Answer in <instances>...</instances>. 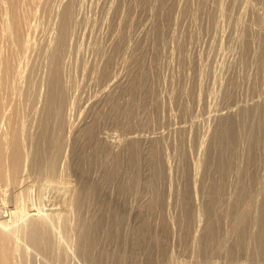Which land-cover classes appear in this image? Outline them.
<instances>
[{"label":"bare ground","instance_id":"obj_1","mask_svg":"<svg viewBox=\"0 0 264 264\" xmlns=\"http://www.w3.org/2000/svg\"><path fill=\"white\" fill-rule=\"evenodd\" d=\"M105 1L108 2L107 0ZM117 1L109 0V7H106L108 3L104 5V7L107 8V11H104V16L106 15L107 17V13L112 16L116 13H120L118 15L116 14L118 17L117 19L116 16H114L116 25H113L115 26L114 28H117V31H114L113 36L110 35L112 38H109L110 40L108 39V44L102 45L100 42H97L99 40L95 41L97 38L93 40V43L96 45L92 44V46H94L93 48L96 51L92 48L91 51L93 50L94 53L97 54V56L95 55L97 58L91 61V63H88L90 61H86L84 68H82L83 72L84 69L86 71L84 75L88 72L91 74L92 82L98 86V89L100 88V91H98L100 93L96 95V98H94L93 102L88 107L83 109L84 111L80 116L81 119L78 117L80 122L76 123L77 121H74L73 113L77 107L78 97L70 93L72 82L70 83L71 77L69 79L68 75V66H70L68 65V61L71 62L72 56L70 57V54L73 51L74 53L78 52L73 50V47H75L74 44H76L74 43V37L78 35L76 26L79 27V25L82 24L80 20V15L82 14L79 15L80 17L77 14L81 0H0V200H2L1 204H4L3 200L10 197L7 194L8 191H11L13 195L12 198L15 199V203L12 201L9 209L4 207L7 206L6 204L9 205L10 203V201L8 202L7 200L5 201L8 203L6 202L3 207H0V264H51V258L53 256H55L61 264L63 261L65 264L70 262V258L73 260L74 257H76V260L78 257H83L84 259L82 261H79V259L77 260L78 262L75 261V264H85L87 261H91L92 264H123L124 259L127 258V246H137V244L142 243L147 249L146 252H149L148 254L154 257V254L158 253L157 251L155 252L154 249L157 248L158 250V248L160 249L164 246L163 238L166 236L172 237L176 242L178 241L182 245L185 243L189 244L188 252H190V254H193V252L195 253L193 254L194 260L192 259V264H219L217 262L220 261V259H217V262L214 261L217 256L222 255L225 259H231L239 257L240 254L246 256L247 262H250V260L264 262V185H261V188H258L256 193H254L255 191L248 192L253 188L246 189L245 192L240 189L235 192L233 198L224 202V205L215 203V207L213 208L206 205L209 199H200L201 195H199L201 190L200 184L203 179L201 168L205 164H207V167L212 166H208V164L212 162L213 155L211 153H213L214 149L217 152L223 151L226 153L228 151H234L235 146L241 144V139H243L242 137L245 134L248 136V141H245L244 144L242 143L244 145L242 148L245 156L241 165L246 167L248 171L250 170L249 167H256V165L252 166V163L256 155L264 149V136L262 135V132L264 133V126L261 125L263 124V119L261 123L255 121L257 125L254 122L256 126H259V129L255 130L258 127L254 128L255 125L253 123L251 124L254 126L252 125L249 127L241 125V121L236 118L237 114L235 110L208 115L209 118L213 119V123L215 122V124H212L213 128L212 126L207 128V130L209 129L207 132L204 130L205 134L201 135V137L196 138V140L199 139L197 140L199 141L198 146H204L205 150L203 149L204 154L201 153L202 157L197 161H188L190 168L192 167V173H190V171H188L189 173L187 172V169L184 167L188 165L185 166L184 164H179L178 167H176L177 169H175L172 163H170L168 155L164 156L165 154H162V151H164L167 145L165 144L166 142L164 143L166 132L164 133L162 130L159 134L150 136L145 135L143 131V134H141V132L140 134L135 133L134 130L137 125L141 126V123L144 124L142 121H145V118H150L153 113L157 114L153 110L158 112V110L162 108L158 106L159 103L162 105L161 103L166 102L160 101L163 96H160V98L158 94H155L157 90L156 86L158 84L160 88L161 86L159 85L162 80H160L161 78L159 77L158 82L160 83L154 82L156 80H154L153 77V71L154 69L156 70V66H153L155 63H146L148 62L147 55L149 50L157 53V55L158 51L163 54L164 49L162 50L163 52L161 49L164 48L163 46H165L167 40L164 32L166 29L168 31L169 28L170 32L168 31V33L171 35L170 37L168 35V37L171 39L168 38V41L169 43H173L174 41L172 40L178 37L177 34L175 35V28L178 26L176 25L177 23L180 24V22H178L179 20L181 21L183 19L182 21L184 22L185 20L186 22L184 18L187 17L196 23V20L202 17L205 10V13L210 12L209 7H214L216 4L217 9L215 10L214 7V11H218L219 15V11H225V7L227 9L229 8L226 5H235L236 2L232 3L235 0H231L232 2L229 0V3L231 2L232 4H229L226 0H224L225 2L223 0H219V2L218 0H214L216 4L211 0L210 2L209 0ZM239 1L241 0L237 2ZM243 1L247 2V0H242L241 2ZM195 2L198 3V6L193 8ZM226 2L227 4L224 5ZM247 3H245L246 6L248 4L249 6L253 5H250L251 2ZM207 8L209 10H207ZM192 9H194V11H192ZM138 10L143 14H148L147 17H149V21L146 25L144 21L142 25V21L137 17V15H139ZM135 11L136 13L138 12L137 15ZM111 12H114V14ZM226 12L225 15L227 14ZM225 15H223V18ZM114 18L112 17L109 19ZM82 20L84 22V19ZM214 21L216 22V20ZM111 22L112 21L109 23ZM138 22L143 28H141L142 30L138 32V34L134 35L133 27L135 25L136 28ZM145 22H147L146 19ZM195 29H193V31H195ZM185 30L187 31L189 28ZM75 31L77 35H75ZM186 31L184 34L182 33L184 37L188 32ZM196 31L198 30L196 29ZM191 32L192 30L189 31L187 35H191ZM183 35H181V38ZM243 39L241 43L242 41L246 42L247 39V42H249L252 38L247 36V39ZM181 41L182 40H177V43H175L176 46L173 47H176L177 50L183 47L182 44L184 41H182L183 43ZM172 45L170 48H172ZM160 46H162L161 49ZM184 47L186 49V45ZM81 48L82 47H79L78 50ZM75 49H77V47ZM172 52H174V50H172ZM153 56H155V54ZM261 56H263V54ZM155 58L158 57L155 56ZM155 58L153 57L152 60L154 61ZM159 59L161 60V58ZM186 60H188L187 57ZM189 61L190 60H188V63ZM263 62H261V69L264 66ZM156 72H158V68ZM91 79H89V82ZM164 80L166 81L167 79ZM165 83L167 82H163L162 85L165 86ZM199 85L201 86L200 82ZM180 88L181 90L183 89V87ZM198 88L200 87L198 86ZM176 89L178 91L180 90L178 88H175V90ZM186 89L189 91L188 88ZM175 90L173 92H175ZM186 91L182 90L180 93L177 92L176 94L179 95L176 97L182 96L185 94L183 92ZM157 92L160 94L162 89ZM198 92H201V90ZM172 94H170L169 97L176 95L175 93ZM200 95L198 94V96ZM196 98L200 101L203 97L200 96L198 98L196 96ZM170 99H173V97ZM262 99L253 100V104L243 105L240 111L241 114L244 113L245 115L250 109L259 108V106L264 103ZM171 101L173 102V100ZM179 103L177 104L180 105ZM184 103L186 102L184 101ZM188 104L189 102H187V105L181 104L183 106L186 105L185 108L183 107L181 109H187L186 107L190 106ZM157 106L160 108L153 109ZM183 111L181 110V113ZM253 112H251V114ZM185 113H182L183 116H185ZM182 114L180 116H182ZM112 121L115 122L116 125L120 124L126 128L128 133L126 132L124 136L120 134L122 137L116 138L115 140L110 139L108 137L109 134L104 135L100 129H103V125ZM198 122L199 121H194L190 125L189 129L193 130L192 133L198 129ZM179 128L180 129H175V131L178 135L182 133L180 135L183 136V132L186 131L181 129L182 127L180 126ZM47 131L48 134L51 133L50 135L53 136H51L52 139L46 134ZM194 133L193 135L195 136ZM197 134L195 137L198 136ZM193 135L190 140L192 138L194 139ZM182 138L183 137H181V139ZM179 139L176 142L173 141L174 144L178 141L181 142L184 138L182 140ZM183 143L185 142L182 141L181 144L183 145ZM70 144H72V147L77 146L75 149H79L77 157L81 159L76 160L77 157H75V161L81 160V164L88 159L91 160L90 155L92 153L89 155L90 152H88L90 149L103 152V154L102 152L100 153L102 156H100V154H98V156L104 159L102 158V160L100 158L102 161H99L101 162L96 159L102 167L99 172L100 175L93 176L92 173L90 175L88 171L81 168L80 162L75 163V165L79 163V165L77 164L78 167H73L72 165L74 175H71L70 169L68 174L67 169L71 165L68 160L70 157L65 153V150L66 147L70 146L71 148ZM179 146L184 148L185 144L184 146L179 144ZM199 147L198 149L200 150ZM181 148L180 150L176 148L180 151L177 156L179 154L184 156L183 153L186 149L183 151ZM211 149H213L212 152H210ZM69 152L70 151H68V153ZM186 152L188 154V151ZM162 155L164 157H162ZM259 155H261V153H259ZM94 156L92 158L93 160L95 159ZM215 158V164L219 167V158ZM122 159L129 164L139 167H136V169L134 168V170L132 168L133 171L129 172L130 176L126 178L128 181L130 180L129 182H126V179L123 181L124 176L122 177L123 182L120 181L122 183L118 188L120 191L119 196L122 195V197L120 196L121 198L119 197V199H117L118 194H116L117 198L115 199L117 200L114 201L115 195L112 192L113 186L110 183L112 180L117 179L114 178L117 174V167L115 168L116 171L114 170L116 172L115 174V172L112 171L114 169H112V166L115 162ZM60 161L63 165L61 168L60 165L58 166ZM181 161L183 162V160ZM230 162L231 161H227L225 167L229 166ZM255 162L257 163V161ZM255 162L253 164H255ZM211 164H213V162ZM83 165H85V163L82 164V166ZM257 165L259 166V164ZM121 169L122 168H120V170ZM120 170H118V172ZM125 170L123 172H125ZM148 170L151 172V176H149L150 179L147 183L143 185L144 182L142 183L141 180L146 174L144 172V176L141 178V173L143 174L142 171L148 172ZM205 171L207 170H204L203 174H205ZM250 173L251 174H248L251 177H255V174H252V170ZM176 174L181 178L180 180H182L183 183H179L180 185L173 188V186H176L174 185V175L176 176ZM55 175H59V177L63 179V182L53 180L56 179L54 178ZM183 178H188L186 179L188 181H185ZM263 178L261 180H264ZM120 179L121 178H119V180ZM216 179L220 180L221 177L216 176ZM119 180H116V183ZM162 183L168 187L167 191L163 189ZM141 185L142 190L150 192L149 195L148 193L146 194V198L141 192ZM56 187L59 189L64 188L59 191H64L67 197V207H63L64 209L62 208V210L59 208L62 212L55 210L56 208L58 209V207H56L59 206L58 202L56 206L54 205V207H52V210H49V207L46 208L47 201L52 197L51 194L54 192L58 193ZM117 192L116 189V193ZM126 193H129V195L132 193L136 196L135 199H133L134 202L132 201L133 203H130L131 200L129 203H126V199L123 198V195ZM9 195L11 194L9 193ZM52 199L56 200L54 197ZM120 199L123 203L121 202L122 207L118 208L116 204ZM12 203L14 204L12 205ZM92 205H94V208L90 211L89 207H92ZM171 207L174 208L170 209ZM168 209L170 212L175 210V214L168 213ZM69 214L73 216L76 215L74 221H69ZM167 214H169L168 219H166ZM217 217L222 218V225L224 224L226 228L223 233L221 232L222 234L220 237V229L216 224ZM132 219H134L133 226L131 223ZM170 223L172 224L171 227L167 225ZM55 226L59 228V230ZM101 232L103 233V238L106 237L112 244H114V242L115 244L116 242L120 243L126 249L123 248V250H119L116 246L115 249L109 251L110 249L108 247L109 250L103 249L100 256H91L92 252L90 253V250L94 249V246L99 243L97 234ZM70 238L73 240V246L69 240ZM68 240L73 247L72 252L70 251L71 249L66 250V248L71 247H67L65 244ZM133 246L132 248L135 247ZM184 246H186V244ZM180 247L183 246L180 245ZM228 250L231 251L230 254L227 253ZM249 251L252 252L250 255ZM160 252L161 255L158 253V256H155L156 260L161 259L162 249ZM71 255H73V257H71ZM171 258L174 259V257ZM171 258L168 257L166 259L172 262L173 259L171 260ZM59 261L54 263L60 264ZM160 261L157 264H173V262L170 263L165 260H163L165 261L164 263ZM175 262L176 261H174V263ZM247 262L244 261L243 264H248Z\"/></svg>","mask_w":264,"mask_h":264},{"label":"rangeland","instance_id":"obj_2","mask_svg":"<svg viewBox=\"0 0 264 264\" xmlns=\"http://www.w3.org/2000/svg\"><path fill=\"white\" fill-rule=\"evenodd\" d=\"M97 1V2H96ZM108 2H106L105 0H81V4H79V6H78V16L80 15V14H82V15H80L81 16V18H80V20L82 21H79V22H81V23H79V24H81V25H79V27L78 26H76V31L78 30V35H77V33H76V31H75V35H77V36H75L74 37V43H76V44H74V46L75 47H73L74 49L73 50H75V51H78V52H80V53H78V52H76V53H74V51L70 54V57L72 56H74L73 57V59H72V57H71V60H70V57H69V60L71 61V62H69L68 61V65H70V66H68V75H69V79H70V77H71V81H70V83L72 84V86H71V91H70V93H71V95H76L77 97H78V101H77V107L75 108V112L73 113L74 114V121L76 122V123H78V122H80V119H81V115H82V112L84 111L83 109L84 108H86V107H88L92 102H93V100H94V98H96V95L97 94H99L100 92H98V91H100L99 89H98V86L96 85V84H94L93 82H92V79H91V74L88 72L87 74H85L84 75V73H86V71H85V69H84V72H83V69L82 68H84V64H86L85 62L87 61H90V62H88V63H91V61H93L95 58H97V57H95V55L97 56V54L96 53H94V51L92 50L91 51V48L92 49H94L93 47L94 46H92V44H94L93 42V40L95 39V38H97L95 41H97V40H99V41H97V42H100L102 45L103 44H108L107 42H109V38H112V37H110V35H112L113 36V34H114V31H117V28H114L115 26L114 25H116V19L118 18L117 17V15L118 14H120V13H116V14H114V12H111L112 14H114L113 16L110 14V15H108V13H107V17H106V15L104 16V11L107 9L106 7H109V5H110V2H109V0H107ZM111 1V0H110ZM112 1H114V0H112ZM117 1V0H116ZM211 1H213L214 2V0H211ZM224 1V0H223ZM228 3H229V0H226ZM231 1V0H230ZM234 1V0H233ZM238 0H235L234 2H232V3H235V5H226L227 4V2L226 3H224V5H226L227 7H229L228 9L225 7L224 9H225V11L224 10H222V12H220L219 11V15H218V11H214V7H215V10L217 9L216 8V2H214L216 5L213 7H209V9H210V12H206L205 13V11H204V13H203V15H202V17H199V19H197L196 21V23H194L195 21H192L190 18H184V19H186V22H185V20H184V22L181 20H179L178 22H180V24L179 23H177L176 25H178V26H176V28H175V35L177 34L178 35V37H177V39H175L176 41L177 40H182V41H184V45L182 44V46L184 47L185 45H186V49H185V47H184V49H183V47H181V48H178V50L176 49V47H173V46H176V44L175 43H177L175 40H172V41H174L173 43L172 42H170L169 43V39H171V38H169L170 37V35H169V33H168V31H169V28H168V31H167V29H166V31L164 32V34L166 35V38H167V40H166V43H165V46H163L164 48H162V46H160V49H161V51L163 52V54L161 53V52H159L158 51V55H157V53H154V52H152L151 50H149V52H148V55H147V61L148 62H146L147 64L150 62L151 64L154 62L155 63V65H153L154 67L156 66V70H157V68H158V72H156V70L154 69V71H153V77H154V82H156V83H160V82H158V79H159V77L161 78L160 80H162V82H161V84L159 85V86H161L160 88L162 89V92H160V94H159V92H157L158 90L159 91H161V89L158 87V84H157V86H156V88H157V90L155 91V94L157 95L158 94V97H160V96H163V98H161L160 99V101H166V102H163V103H161L162 105H160V103H159V105L158 106H160V107H162V108H160V107H156V108H153V109H158V108H160L159 110H158V112H156V110H153L155 113H157V114H152V116L150 117V118H145L146 120L144 121H142V122H144V124L143 123H141V126H139V125H137L136 126V128L134 129L135 130V133H138V134H140V132H141V134H143V132H144V134L145 135H152V136H154V135H157V134H159L160 132H162V130H163V132L165 133L166 132V138L164 139V143L165 144H167L166 145V148L164 149V151H162V154L164 155V156H166V155H168V158L170 159L169 161H170V163H172V165L174 166V168L175 169H177L176 167H178V165L180 164H184L185 166L186 165H188V166H186V167H184L185 169H187V172L188 171H190V173H192V167L190 168V166H189V162H193V161H197L199 158H201L202 156V154H204V152H203V149L205 150V148H204V146L203 147H199L198 145H199V141H197V140H199V139H197L196 140V138H199V137H201V135H203V134H205L204 132L206 131H208L207 130V128H209V127H211L212 126V128H213V125L212 124H215V122L213 123V119L212 118H209L208 117V115L210 116L211 114H213V113H217V112H219V113H221V112H226V111H228V110H235L236 111V114H237V116H236V118H237V120H239V121H241L240 122V124L241 125H245V126H252L253 124L255 125V123L257 122V123H261L262 122V119H263V124H261L262 126H264V103L263 104H261V106H259V108L257 107L256 109H250V111H247V114H245L244 115V113H242L241 114V107L243 106V105H245V104H253V100H257V99H262V98H264V64L262 65L263 67H262V69H261V62H263L264 60V0H247V2L248 3H250V5L251 4H253V5H251V6H249V4L246 2V1H243V2H241V1H239V2H237ZM92 2V3H91ZM106 2V3H105ZM118 2V1H117ZM209 2H210V0H209ZM213 2H211L212 4H214ZM218 2H219V0H218ZM217 2V3H218ZM225 2V1H224ZM230 2V3H231ZM247 3L248 5L246 6V4L245 3ZM260 2V3H259ZM103 3V4H102ZM108 3V5L106 6V7H104V5L105 4H107ZM229 3V4H230ZM231 3V4H232ZM83 4V5H82ZM197 4V5H196ZM82 5V6H81ZM91 5V6H90ZM246 7H245V6ZM92 6H93V8H92ZM198 6V3L197 2H195V4L193 5V8L195 7H197ZM80 7V8H79ZM257 7V8H256ZM213 8V9H212ZM247 8V9H246ZM208 8H207V10H209ZM246 9V10H245ZM257 9V10H256ZM94 11V12H93ZM107 11V10H106ZM139 11V15H137V13H136V11H135V13H136V15H137V17H139L140 18V20L142 21V23H141V21H140V23L143 25V21H144V23H145V25L148 23V19H149V17H147L148 16V14L147 13H142L140 10H138ZM192 11H194V9H192ZM223 11H224V13H223ZM226 11H228V12H226ZM244 13H242V12ZM245 11V12H244ZM246 11H247V13H246ZM141 12V13H140ZM225 12L227 13L226 15H225ZM106 13V12H105ZM222 15H221V14ZM255 13H256V15H255ZM260 13V14H259ZM96 14V15H95ZM145 14H146V16H145ZM90 15V16H89ZM200 15V16H201ZM210 15V16H209ZM222 16V18H221V16ZM223 15H225L224 16V18H223ZM79 16V17H80ZM93 16V17H92ZM114 16H116V19L114 18ZM212 16V17H211ZM219 16V17H218ZM105 17V18H104ZM114 18V19H109V18ZM215 17H217V18H215ZM144 18V19H143ZM221 18V19H220ZM82 19H84V22H83V20ZM97 19V20H96ZM104 19V20H103ZM145 19L147 20V22H145ZM180 19H181V17H180ZM218 19V20H217ZM224 19V20H223ZM226 19V20H225ZM257 19V20H256ZM214 20H216V22L214 21ZM236 20V21H235ZM89 21V22H88ZM96 21V22H95ZM110 21H112L111 23H109ZM114 21V22H113ZM219 21H220V23H219ZM225 21V22H224ZM230 21V22H229ZM98 22V23H97ZM105 22V23H104ZM183 22V23H182ZM140 23L138 22V24L136 25V28H135V25H134V27H133V31L135 32H133V34L134 35H136V34H138V32H140L142 29L141 28H143V26L142 25H140ZM194 23V24H193ZM245 23V24H244ZM114 24V25H113ZM183 24H186V25H183ZM191 24V25H190ZM193 24V25H192ZM237 24H238V26H237ZM92 25H93V27H92ZM140 27H139V26ZM201 25V26H200ZM240 25V26H239ZM181 26V27H180ZM183 26V27H182ZM192 26V27H191ZM180 27V28H179ZM198 27V28H197ZM236 27V28H235ZM250 27V28H249ZM93 28V29H92ZM96 28V29H95ZM187 28H189V30H185V29H187ZM191 28V29H190ZM198 30V31H196V29ZM200 28V29H199ZM245 28V29H244ZM112 29V30H111ZM193 29H195V31H193ZM216 29V30H215ZM236 29V30H235ZM261 29V30H260ZM94 30V31H93ZM192 30V32H191V35H187L188 33H189V31H191ZM214 30V31H213ZM182 31V32H181ZM187 32V34H185V37H184V32ZM212 31V32H211ZM227 31V32H226ZM252 31V32H251ZM170 32V31H169ZM194 32V33H193ZM204 32V33H203ZM214 32V33H213ZM167 33V34H166ZM180 33V34H179ZM183 33V34H182ZM196 33V34H195ZM255 33H257V34H255ZM222 34V35H221ZM240 34H242V35H240ZM249 34H251V35H249ZM255 34V35H254ZM258 34H260V35H258ZM88 35V36H87ZM165 35H164V37H165ZM168 35H169V37H168ZM181 35H183L182 36V38H181ZM201 35V36H200ZM212 35V36H211ZM189 36V37H188ZM223 36V37H222ZM240 36V37H239ZM247 36L248 37H250V38H252V39H250V41L249 42H247L248 41V39H247ZM92 37V38H91ZM106 37V38H105ZM180 37V38H179ZM188 37V38H187ZM191 37V38H190ZM192 37H194V38H192ZM216 37V38H215ZM169 38V39H168ZM192 40H190V39ZM243 38H246L247 39V41L245 42V41H242V43H241V40L243 39ZM78 39V40H77ZM82 39V40H81ZM109 39V40H108ZM173 39V38H172ZM186 39V40H185ZM239 39H240V41H239ZM245 39V40H246ZM194 40V41H193ZM205 40V41H204ZM213 40V41H212ZM238 40V41H237ZM244 40V39H243ZM252 40V41H251ZM83 41V42H82ZM89 41V42H88ZM168 41V42H167ZM171 41V40H170ZM186 41V42H185ZM218 41V42H217ZM221 41H223V42H221ZM237 41V42H236ZM191 42V43H190ZM251 42H253V43H251ZM255 42V43H254ZM96 43V42H95ZM169 43V44H168ZM88 44V45H87ZM173 44V45H172ZM175 44V45H174ZM94 45H96V44H94ZM171 45H172V48H170L171 47ZM227 45V46H226ZM250 45V46H249ZM251 45H252V47H251ZM256 45V46H255ZM92 46V47H91ZM188 46V47H187ZM77 47V49H75ZM79 47H82V48H84V49H80V50H78L79 49ZM96 47V46H95ZM243 47V48H242ZM188 48H190V49H188ZM247 48V49H246ZM86 49V50H85ZM97 49V48H96ZM159 49V50H160ZM167 49V50H166ZM169 49V50H168ZM176 49V50H175ZM179 49H181V50H179ZM182 49H183V51H182ZM193 49V50H192ZM231 49V50H230ZM255 49V50H254ZM262 49V50H261ZM95 50V49H94ZM172 50H174V52H172ZM185 50V51H184ZM188 50H190V51H188ZM221 50V51H220ZM249 50V51H248ZM83 51V52H82ZM96 51V50H95ZM182 51V52H181ZM196 51V52H195ZM253 51V52H252ZM259 53H258V52ZM82 52V53H81ZM151 52H152V56H151ZM177 52H179V53H177ZM188 52V53H187ZM199 52H200V54H199ZM81 54V55H78V54ZM90 53V54H89ZM93 53V54H92ZM97 53H98V51H97ZM169 53V54H168ZM192 53V54H191ZM194 53V54H193ZM155 54V56L156 57H158V58H155V56H153ZM159 54H161V55H159ZM174 54H176V55H174ZM260 54V55H259ZM263 54V56H261ZM83 55V56H82ZM170 57H169V56ZM183 57H182V56ZM189 55V56H188ZM198 55V56H197ZM208 55V56H207ZM98 56H99V54H98ZM151 56V57H150ZM257 56V57H256ZM77 57V58H76ZM153 57L155 58V60L153 61L152 59H153ZM163 57V58H162ZM173 57V58H172ZM181 57V58H180ZM186 57H187V59L188 60H190L189 61V63H188V60H186ZM193 57H194V59H193ZM259 57V58H258ZM76 58V59H75ZM81 58V59H80ZM148 58H149V60H148ZM151 58V59H150ZM159 58H161V60L159 59ZM197 58H198V60H197ZM79 59V60H78ZM89 59V60H88ZM185 61H184V60ZM191 59H193V60H191ZM73 60V61H72ZM156 60H157V62H156ZM196 60V61H195ZM200 60V61H199ZM201 60H202V62H201ZM256 60V61H255ZM258 60H260V61H258ZM263 60V61H262ZM77 61V62H76ZM159 61V62H158ZM166 61H167V63H166ZM193 61H195V62H193ZM224 61V62H223ZM75 62V63H74ZM165 62V63H164ZM191 62V63H190ZM70 63V64H69ZM173 63V64H172ZM264 63V62H263ZM189 64V65H188ZM198 65V66H197ZM74 66H75V68H74ZM258 66V67H257ZM77 67V68H76ZM161 67V68H160ZM215 67V68H214ZM69 68H70V72H69ZM172 68V69H171ZM198 68H200V69H198ZM213 68V69H212ZM75 69V70H74ZM78 70V71H77ZM199 70V71H198ZM76 71V72H75ZM191 71V72H190ZM215 71V72H214ZM217 71V72H216ZM169 72V73H168ZM178 72V73H177ZM189 72V73H188ZM206 72V73H205ZM70 73V74H69ZM75 73V74H74ZM79 75H78V74ZM81 73H83V74H81ZM157 73H159V74H157ZM162 73V74H161ZM208 73V74H207ZM217 73V74H216ZM82 76H81V75ZM167 74V75H166ZM186 74V75H185ZM196 74V75H195ZM214 74V75H213ZM248 74V75H247ZM214 77H213V76ZM79 76V77H78ZM86 76V77H85ZM162 76H163V78H162ZM262 76V77H261ZM87 77H89V78H87ZM199 77H201V78H199ZM213 78V79H212ZM252 78V79H251ZM78 79V80H77ZM82 79H84V80H82ZM89 79H91L90 80V82H89ZM164 79H167L166 81L164 80ZM185 79V80H184ZM201 79V80H200ZM87 80V81H86ZM159 80V81H160ZM191 80V81H190ZM232 80V81H231ZM246 80V81H245ZM82 81V82H81ZM171 81V82H170ZM174 81V82H173ZM179 81V82H178ZM249 81V82H248ZM163 82H167V83H165L164 85L165 86H163L162 85V83ZM199 82H200V84H201V86L199 85ZM89 83V84H88ZM255 83V84H254ZM91 84V85H90ZM94 84V85H93ZM212 84H213V86H212ZM257 84V85H256ZM78 87H77V86ZM96 85V86H95ZM195 85V86H194ZM198 86L200 87V88H198ZM236 86V87H235ZM77 87V88H76ZM180 87H183V89L182 90H184V91H186L187 89L186 88H188L189 89V91L187 90L186 92H183V93H185V94H183V93H181V94H183L182 96H179L178 98L176 97L177 95H179V94H176L177 92L178 93H180V92H182V90H181V88ZM159 88V89H158ZM174 88V89H173ZM175 88H178V89H180L179 91L177 90H175ZM191 88V89H190ZM216 88V89H215ZM219 90H218V89ZM170 89V90H169ZM172 89H173V91L175 90V92H173L172 91ZM78 90V91H77ZM201 90V92H198V91H200ZM207 90V91H206ZM235 90V91H234ZM237 90V91H236ZM77 91V92H76ZM216 91V92H215ZM187 92H188V94H187ZM191 92V93H190ZM230 92V93H229ZM162 93V94H161ZM172 93H175L174 95L175 96H171V97H169V95L170 94H172ZM200 95V94H202V95H200L201 97H203V98H201V102L196 98V96L199 98L200 96H198V94ZM206 93V94H205ZM217 93V94H216ZM187 94V95H186ZM197 94V95H196ZM173 95V94H172ZM186 95V96H185ZM195 95V96H194ZM210 95V96H209ZM219 95V96H218ZM173 97V99H170V98H172ZM175 97H176V99H175ZM187 98V99H186ZM189 98V99H188ZM220 100H219V99ZM163 99V100H162ZM169 99V100H168ZM176 100V102H175V100ZM180 99V100H179ZM195 99V100H194ZM83 100V101H82ZM171 100H173V102L171 101ZM187 100V101H186ZM190 100V101H189ZM197 100V101H196ZM262 100H264V99H262ZM82 101V102H81ZM91 101V102H90ZM155 101V100H154ZM171 101V102H170ZM184 101L186 102V103H184ZM87 102V103H86ZM180 102V103H179ZM187 102H189V104L188 105H190V106H187L186 108L188 109V111H187V109H181V108H185V106L187 105ZM79 103V104H78ZM81 103V104H80ZM177 103H179L180 105H178ZM169 104V105H168ZM177 104V105H176ZM181 104H186V105H181ZM166 105V106H165ZM171 105V106H170ZM173 105V106H172ZM80 106V107H79ZM181 106V107H180ZM197 107H198V109H197ZM169 108V109H168ZM178 108H180V109H178ZM162 109H165V110H162ZM170 109H172V110H170ZM162 112H161V111ZM167 110V111H166ZM181 110L183 111L182 113L184 114L185 112H187V113H185V116H183V114L181 113ZM186 110V111H185ZM192 110V111H191ZM255 112H253V111ZM257 110V111H256ZM164 111V112H163ZM166 111V112H165ZM251 112H253L252 114H251ZM161 113V114H160ZM180 113V114H179ZM210 113V114H209ZM159 114V115H158ZM182 114V116H183V118H182V116H180ZM251 114V115H250ZM76 115V116H75ZM247 115V116H246ZM253 115V116H252ZM258 115V116H257ZM153 116H154V118H153ZM179 116V117H178ZM251 116V117H250ZM78 117H80V119L78 118ZM187 117V118H186ZM253 117H255V118H253ZM261 117V118H260ZM78 118V119H77ZM157 118V119H156ZM161 118V119H160ZM253 118V119H252ZM184 119V120H183ZM210 119H211V121H210ZM162 120V121H161ZM166 120V121H165ZM186 120V121H185ZM160 121V122H159ZM194 121H199L198 122V125H197V127H198V129H196L193 133L195 134V136H196V134L198 133V131H199V133L197 134L198 136L197 137H195L194 135H193V133H192V129H189L190 128V125L193 123ZM210 121V122H209ZM249 121V122H248ZM256 121V122H255ZM113 122V121H112ZM110 122V123H107V124H105V125H103V129H100V130H102L101 132L104 134V135H108V137L110 138V139H112V140H115L116 138L118 139V138H121L122 136H124L125 135V133L127 132L128 133V131L126 130V128H124L123 126H121L119 123H117V124H119V125H116V123L115 122ZM148 122H151V123H148ZM163 122V123H162ZM244 122V123H243ZM246 122H247V124H246ZM255 122V123H254ZM148 123V124H147ZM204 123V124H203ZM251 123H253V124H251ZM257 123H256V125H257ZM200 124V125H199ZM107 125H109V126H107ZM113 125V126H112ZM253 125V126H254ZM254 126V128H256V127H258V128H256L255 130H257V129H259V126ZM260 125V124H259ZM260 125V126H261ZM156 126V127H155ZM179 126L180 127H182L181 129H184L186 132H183V136H181L180 134H182V133H180L179 135H180V137H179V135L177 134V132L175 131V129H180L179 128ZM110 127V128H109ZM137 127H139V128H137ZM141 127V128H140ZM158 127V128H157ZM196 127V128H197ZM124 129V130H123ZM138 129V130H137ZM109 130V131H108ZM166 130V131H165ZM205 130V131H204ZM133 131V130H132ZM143 131V132H142ZM175 131V132H174ZM49 132H51V131H49ZM148 132V133H147ZM174 132V133H173ZM53 133V132H52ZM46 134L49 136V138H51L52 139V135H50L51 133H49L48 134V131L46 132ZM122 136H121V135ZM154 134V135H153ZM176 134H177V136H176ZM193 135V137H194V139L192 138L191 140H190V138L192 137V135ZM248 134V133H247ZM191 135V136H190ZM250 135V134H249ZM262 135L264 136V133L262 132ZM52 136V137H51ZM113 136H115V137H113ZM117 136V137H116ZM181 137H183L184 139H187V140H184L183 138V140L181 139ZM247 137V138H246ZM180 138L182 141H184L185 143H183V145L181 144L182 143V141L181 142H177L176 144H174V142H176L178 139ZM243 139H241V144H238V145H236L235 146V150L234 151H228L227 153L226 152H223V151H216L215 149H214V151H213V153H211L212 155H213V157H212V162H213V164H208V166L209 165H212V166H210V167H212V168H210V167H207L206 165L207 164H205L202 168H201V171H202V175H203V179H202V183L200 184V187H201V190H200V193H199V195H201L202 196V198H201V196H200V199H209V201L208 202H206V205L208 206H210V207H215V203H218V204H221V205H224L225 203L224 202H226L228 199H230V198H233L234 197V194H235V192L236 191H238V190H240V189H242V190H244V192L246 191V189H250V188H253L251 191H248V192H252V191H255L254 193H256V190H258V188L260 189L261 188V185H264L263 183H264V180H261L262 178H263V176H264V149H262V151L261 152H259V153H261V155H259V153L256 155V158L254 159V162L255 161H257V163L255 162V164H253L252 163V166L254 165H256V167H254V168H251V167H249L250 168V172H251V170H252V174H255L254 176L255 177H251L249 174H251L247 169H246V167H244L243 165H241V163H242V160H243V158H244V152H243V148H242V146H244L243 144H244V142L245 141H248V136H246V134L242 137ZM179 139V140H180ZM174 141V142H173ZM187 141V142H186ZM173 142V143H172ZM189 142H191V143H189ZM197 142H198V144H197ZM72 144H74L73 142H71ZM169 143H170V145H169ZM243 143V144H242ZM72 144H70L71 145V148H70V146L69 147H66V150H65V153L70 157L68 160H69V163H70V165L71 166H69V168L67 169V172L69 171V169H70V173H71V175H74V170L72 169L73 167H78V165H79V163H77L76 165H75V163L76 162H80V165H81V168H83V169H85L86 171H88L89 172V174L91 175V173H92V175L93 176H98V174L100 175V171H101V165H99V162H101L103 159L101 158V157H99L98 156V154H100L101 152L99 151L98 152V150H95V149H90L88 152H90L89 153V155H90V159L91 160H86L85 162H83L82 164H84L85 163V165H83L82 166V164H81V160L80 161H75V157H77V155L79 154V149L77 150V149H75L77 146H74V147H72ZM172 144H174V145H172ZM179 144L181 145V146H184V144H185V146H184V148L182 147H180L179 146ZM194 145H195V149H194ZM168 146V147H167ZM190 147V150H189V147ZM192 146V147H191ZM198 147L200 148V150L198 149ZM70 148V149H69ZM74 148V149H73ZM176 148H179V150H180V148H181V150L183 149V151H185L184 149H186V151H188V154H187V152L185 151L184 153H183V155L184 156H181L180 154L177 156V154H178V152H180L179 150H177ZM194 150H193V149ZM201 148H202V151H201ZM72 149V150H71ZM163 150V149H162ZM199 150V151H198ZM212 150L213 149H211V151L210 152H212ZM68 151H70L69 153H68ZM166 151V152H165ZM192 151V152H191ZM201 151V152H200ZM86 152V151H85ZM171 152V153H170ZM192 154H191V153ZM217 152V153H216ZM74 153V154H73ZM97 154V156H96V154ZM167 153V154H166ZM176 153V154H175ZM187 155H186V154ZM202 153V154H201ZM262 153H263V155H262ZM94 154H95V156H94ZM102 154H103V152H102ZM94 156V160H101V161H99V162H97V160L96 161H94L92 158H93V156ZM162 155V157H164ZM259 155V156H258ZM100 156H102L101 154H100ZM104 156V155H103ZM188 156V157H187ZM204 156V155H203ZM255 156V155H254ZM261 156V157H260ZM73 157V158H72ZM179 157V158H178ZM186 157V158H185ZM215 157H217V159L219 158V167H217V164H215L216 162V158ZM99 158V159H98ZM101 158V159H100ZM123 158V157H122ZM262 158V159H261ZM78 159H81L80 157H77V159L76 160H78ZM196 159V160H195ZM181 160H183V162L181 161ZM189 160H191V161H189ZM62 161V160H61ZM59 162L58 163V166L60 165V168L63 166L61 163L62 162ZM71 161V162H70ZM123 161V162H122ZM189 161V162H188ZM227 161H231L230 162V165L229 166H227V167H225V163L227 162ZM74 162V163H73ZM180 162H182V163H180ZM73 163V164H72ZM96 163V164H95ZM118 165H117V164ZM122 163H123V165H122ZM91 164V165H90ZM98 164V165H97ZM101 164V163H100ZM115 164H116V166H115ZM115 164L113 165V166H115V167H113L112 166V171H114L115 170V168L117 169V174H116V172H115V174H116V176L114 177L116 180H119V178H121L119 181H117V183H116V180H112L111 181V183L110 184H112V186H113V194L115 195L114 196V201H116L117 199H119V197L121 196L122 197V195H120L119 196V194H120V191H119V187H120V184L126 179V178H128L129 176H130V173L129 172H131V171H133L134 170V168L136 169V167H139V166H136V165H132V164H129L128 162H126L125 160H120V161H118V162H115ZM257 164H259V166L257 165ZM72 165H73V167H72ZM176 165V166H175ZM87 168H86V167ZM95 167V169H94V167ZM100 166V167H99ZM122 166V167H121ZM127 166V167H126ZM130 166V167H129ZM206 166V167H205ZM216 166V167H215ZM71 167V168H70ZM80 167V166H79ZM98 167V168H97ZM215 167V168H214ZM91 168V169H90ZM120 168H122L121 170H120ZM125 168H126V170H129V171H126L125 170ZM132 168H133V170H132ZM189 168V169H188ZM208 168H209V171H208ZM94 169V170H93ZM97 169V170H96ZM131 169V170H130ZM212 169V170H211ZM254 169V170H253ZM90 170V171H89ZM118 170H120L119 172H118ZM125 170V172H123ZM204 170H207V171H205V174H203L204 173ZM121 171H122V173H121ZM72 172H73V174H72ZM143 172V174L141 173V178L144 176V172H145V176L142 178V180H141V182L143 183V185L145 184V183H147V181L150 179V177L149 176H151V172L148 170V172L147 171H142ZM175 173H177L176 171H174ZM174 173V174H175ZM189 173V172H188ZM249 173V174H248ZM68 174H69V172H68ZM114 174V175H115ZM129 174V175H128ZM126 175H127V177H126ZM204 175H205V177H204ZM57 175H55L54 176V178H56V179H53V180H58L59 182H63L62 180V178L61 177H59V175L56 177ZM124 176V177H123ZM187 176H189V175H187ZM216 176H220L221 177V179L219 180V179H216ZM122 177H123V181H122ZM149 177V178H148ZM60 178H61V180H60ZM146 178H148V179H146ZM181 178L179 177V176H177V174H176V176L174 175V185H176V186H173V188H176L178 185H180V184H182L183 183V181L182 180H180ZM184 179V178H183ZM186 179H188V178H186ZM186 179H184L185 181H188V180H186ZM264 179V178H263ZM52 180V179H51ZM146 180V181H145ZM179 180V181H178ZM120 181H122V182H120ZM130 181V180H129ZM128 181V179H126V182H129ZM263 181V182H262ZM114 182V183H113ZM120 182V183H119ZM125 182V183H126ZM180 183V184H179ZM56 184H57V182H56ZM109 184V185H110ZM114 184H115V186H114ZM127 184V183H126ZM162 186H163V189L165 190V191H167L168 190V187L167 186H165L163 183H162ZM260 186V187H259ZM115 187H116V189H117V191L119 192H117L116 193V189H115ZM141 188V190H142V185L140 186ZM189 187H190V185H189ZM62 189H64V188H62ZM62 189H59L58 187H56V191H58V193L57 192H52L53 194H51V196L52 197H50V199L47 201V206H46V208H48L49 207V210L51 209L52 210V207H54V205L56 206L58 203H59V206H56V207H58V209L56 208L55 210H58V212L59 211H61L62 210V208L64 207V208H66L67 207V197H66V194H65V192L64 191H59V190H62ZM142 192V194L144 195V197L146 198L147 197V193H148V195H149V191H147L146 192V190H142L141 191ZM144 192V193H143ZM9 193L11 194V195H9ZM56 193V194H55ZM61 193V194H60ZM7 194H8V196H10V197H8L7 199H5V200H7L8 202L10 201V203H9V205L8 204H6L7 206H4L5 205V203L7 202V201H5V200H3V203L4 204H1L2 203V200H0V207H6V208H10V204H11V202L13 201H15V199L14 198H12L13 197V195H12V193H11V191L9 192H7ZM56 196H55V195ZM58 194V195H57ZM116 194H118L117 196H118V198H117V196H116ZM62 195V196H61ZM129 193H126V194H124L123 195V198H125L126 199V203H129L130 202V200H131V202L130 203H133L134 202V200L133 199H135V195L134 194H130L129 196ZM143 195H142V197H143ZM60 198H59V197ZM131 196H133V197H131ZM54 197V199L56 198V200H53L52 198ZM58 197V198H57ZM64 197V198H63ZM120 197V198H121ZM143 197V198H144ZM249 197H251V196H249ZM115 198H117V199H115ZM142 198V199H143ZM144 198V199H145ZM10 199H14V200H10ZM128 200V201H127ZM5 201V202H4ZM54 201V202H53ZM120 201V202H119ZM133 201V202H132ZM138 201V200H137ZM7 202V203H8ZM58 202V203H57ZM60 202H61V204H60ZM121 202L123 203V201H121V199L120 200H118V202H117V204H116V206L118 207V208H120V207H122L121 206ZM15 203V202H14ZM14 203H12V205L14 204ZM51 203H53V204H51ZM120 204V205H119ZM60 205H62V206H60ZM64 205V206H63ZM66 206V207H65ZM94 205H92V207H89L90 209V211H91V209H93L94 207H93ZM11 207H13V206H11ZM116 207V208H117ZM59 208H61V210H59ZM63 208V209H64ZM172 208H174V207H171L170 209H172ZM49 210H47V211H49ZM174 210V209H173ZM93 211V210H92ZM175 211V210H174ZM170 212L169 211V209H168V213H174L175 214V212ZM62 212V211H61ZM69 217V218H68ZM67 218L69 219V221H74L75 220V218H76V215H72V214H69V216H68ZM168 217H169V214H167L166 215V219H168ZM66 219V218H65ZM65 219H64V221H65ZM67 219V220H68ZM66 220V221H67ZM63 221V222H64ZM134 221V219H132V221H131V223H132V226H133V222ZM217 226L219 227V229H220V232H219V237H220V235L223 233V231H225L226 230V228H225V225L223 224L222 225V218L221 217H217ZM62 222V223H63ZM57 223V222H56ZM65 223V222H64ZM58 224V223H57ZM59 225V224H58ZM64 225V224H63ZM169 227H171V223L170 224H167ZM57 226V225H56ZM55 226V227H56ZM57 227H59V226H57ZM56 227V228H57ZM58 230H59V228H57ZM56 229V230H57ZM251 230V229H250ZM222 232V233H221ZM98 235V242L99 243H97L95 246H94V249H91L90 250V253L92 252V255L91 256H94V257H96V256H100V253L102 252V250L104 249V250H109V251H112L111 249H115L116 248V246H117V248L120 250V249H122L123 250V248L124 249H126L125 251L127 252L126 254H127V260L126 259H124V262H123V264H136L137 262V264H157L160 260L161 261H163V260H165V261H168V262H170V263H172L173 262V264H192V262H193V260H194V255L193 254H195L194 252H193V254L191 253L190 254V252H188L189 251V249H188V247H189V244L188 243H185L186 244V246H184V245H182L180 242H176L172 237H170V236H166V237H164L163 239V242H164V246H162L160 249L158 248V250H157V248L156 249H154L155 250V252L157 251L158 253H160V255H161V249H162V257L164 258H162L161 257V259L160 260H156L155 259V256H158L157 254L158 253H156V254H154L155 256L153 257V256H150L148 253L149 252H146L147 251V249H146V247L142 244V243H139V244H137V246L136 245H132L134 248H132V246H127L126 248L123 246V245H121L120 243H117L116 242V244H115V242H114V244H112L110 241H108L107 239H106V237L105 238H103V233L101 232V233H98L97 234ZM132 235V234H131ZM105 236V235H104ZM101 238V239H100ZM65 240H66V238H65ZM64 240V241H65ZM70 241H71V243L73 242V240L70 238L69 239ZM69 240L68 241H66L65 242V244L67 245V247H70L71 245L73 246V243L71 244L70 242H69ZM100 240V241H99ZM177 240V239H176ZM104 241V242H103ZM130 241V240H129ZM128 241V242H129ZM69 242V243H68ZM176 242V243H175ZM109 243H111V244H109ZM71 244V245H70ZM120 244V245H119ZM111 245V246H110ZM144 247H143V246ZM180 245L181 246H183V247H180ZM188 245V246H187ZM70 247V248H66V250L67 249H71L70 251L72 252V248L73 247ZM115 246V247H114ZM141 246V247H140ZM66 247V246H65ZM96 247V248H95ZM108 247H109V249H108ZM121 247V248H120ZM143 247V248H142ZM137 248V249H136ZM181 248V249H180ZM96 249V250H95ZM142 249H143V251H142ZM146 249V250H145ZM175 249H176V251H175ZM95 250V251H94ZM130 250V251H129ZM133 250V251H132ZM154 250H153V252H154ZM178 250V251H177ZM190 250H191V248H190ZM192 251V250H191ZM94 252V253H93ZM145 254H144V253ZM152 252V253H153ZM154 252V253H155ZM176 252H178V253H176ZM95 253H98V254H95ZM189 253V254H188ZM227 253L228 254H230L231 253V251L230 250H228L227 251ZM250 253H252V252H250L249 251V255H250ZM166 254V255H165ZM152 255V254H151ZM189 255V256H188ZM166 256V257H165ZM177 256V257H176ZM55 256H53L52 258H51V264H56V263H54V262H57V261H59L56 257L54 258ZM71 257H73V255H71ZM145 257V258H144ZM168 257H174V259L173 258H171V260L173 259L174 261H176L175 263H174V261L172 260V262L170 261V260H167L166 258H168ZM191 258V260H190V258ZM195 257H196V255H195ZM214 257H216V256H214ZM152 258V259H151ZM157 258H159V257H157ZM80 259V260H79ZM138 259V260H137ZM193 259V260H192ZM217 259L219 260L220 259V261H218L217 262ZM54 260V261H53ZM77 260H79V261H82V260H84L83 259V257H78V259ZM76 260V257H74L73 258V260H72V258H70V262H68L69 264H75V261L76 262H78ZM149 261H150V263H149ZM160 261V262H161ZM165 261H163V263L165 262ZM212 261H213V258H212ZM214 261H216L217 263H219V264H243L244 263V261L245 262H247L246 261V256L244 255L243 256V254H240L239 255V257H237V258H231V259H229V258H227V259H225L224 258V256H217L216 257V259H214ZM249 261V260H248ZM60 262V261H59ZM90 262V263H89ZM168 262H166V263H168ZM179 262V263H178ZM180 262H183V263H180ZM65 264V262L63 261L62 262V264ZM68 263H66V264H68ZM92 264V262L91 261H87L85 264ZM162 263V262H161ZM248 264H264V262H260V261H258V260H250V262H247ZM60 264H61V262H60Z\"/></svg>","mask_w":264,"mask_h":264}]
</instances>
